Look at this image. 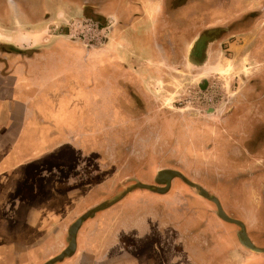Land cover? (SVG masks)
I'll return each instance as SVG.
<instances>
[{
	"label": "crops",
	"instance_id": "obj_1",
	"mask_svg": "<svg viewBox=\"0 0 264 264\" xmlns=\"http://www.w3.org/2000/svg\"><path fill=\"white\" fill-rule=\"evenodd\" d=\"M27 1L0 0V264H26L28 252L41 251L36 264L50 253L57 255L68 245V228L81 205H86L87 211L115 196L112 193L100 197L101 191L115 187L120 189L116 192H121L139 181L132 177L130 181L111 183L107 179V147L102 152L101 145L110 120L120 125L138 115L135 100L125 94L124 80L131 79L121 78L130 73L118 68L109 70L107 52L76 53L79 43L67 35L48 34L34 43L40 47L28 45L30 36L55 23V5L50 7L53 0H38L39 5L34 6ZM107 1L101 0L100 10L117 17L124 0H115V7L113 1ZM125 2L146 11L134 22L144 19L150 26L147 32L139 33L147 41V46L141 47L148 58L153 50L151 43L155 46L160 38H170L174 32L177 35L189 17L195 28L189 38L181 36L182 43L192 42L201 31V26L197 28L198 17L186 15L191 6L188 3L170 8V0H146L141 5L133 0ZM174 23L178 26L170 32ZM144 40L142 43H146ZM167 44L176 45L170 39ZM168 48L174 50L175 46ZM260 50L248 58L259 66L245 73L259 76L253 80L258 83L245 88L256 98L245 107V118L249 119L244 121L241 132L225 129L228 132L224 139L230 142L238 138L235 146L239 149L255 126L253 109L259 116L255 122L264 126V44L260 43ZM119 95L122 100L116 98ZM220 136L213 127L211 151L205 154L214 158ZM93 138L99 143V161L94 170L87 168V157L95 151ZM222 148L225 150L226 144ZM260 148H264V139ZM98 176L101 178L92 179ZM23 187L40 190L28 193L23 192ZM74 189L84 190L83 194L73 200L62 197ZM142 192L155 194L134 189L85 219L77 231L73 254L54 264H264V252L242 245L239 225L222 219L217 210L211 209L208 199L181 192L172 197L144 196ZM25 210L31 211L30 215ZM246 219L250 227L264 228V213L254 210ZM31 234L37 237L29 241ZM9 236L8 242L4 241Z\"/></svg>",
	"mask_w": 264,
	"mask_h": 264
},
{
	"label": "rangeland",
	"instance_id": "obj_2",
	"mask_svg": "<svg viewBox=\"0 0 264 264\" xmlns=\"http://www.w3.org/2000/svg\"><path fill=\"white\" fill-rule=\"evenodd\" d=\"M53 1H50V7L55 5V23L51 24L49 28L41 30L39 34L30 36L31 43L28 45L40 47V44L34 43L46 39L48 34L55 35V37L67 35L70 40L79 42L78 47L74 49L75 52L78 50L87 52L90 47L92 50L105 51L109 55L107 58L109 70L118 68L130 73L129 76L121 78L131 79L130 81L124 80L127 86L125 94L130 100H135L139 112L137 117L126 119L120 125L110 120L104 129L110 165L107 179L112 183L115 180L122 179L123 181L135 177L139 181L157 185L154 180L157 171L172 169L180 171L187 179L200 185L210 195L217 198L211 187L201 184L205 178L202 175L199 180L196 164H199L198 166H200V162H203L204 166L211 164L214 158L204 153V151H211H209V147L212 139L209 131L212 130V125H215L214 129L220 134L226 131L222 127L224 125H220L217 118L220 119V116L228 114L230 100L235 98L243 100V90L249 82L248 76L245 74L246 68L249 70V68L255 69L259 66L254 61H250L247 54L250 49L253 50L256 41L260 39L259 35L263 32L261 17L264 14H262L261 8L264 0H170L168 2L170 8L188 3V7L191 6L186 15L198 17L197 28L201 26V31L197 37L205 33L206 42H210L205 62L201 65L194 63L190 56V49L195 40L190 43H182L184 37L181 36L189 38L195 28L190 23V17L181 32L176 33L177 38L173 37L175 32L171 36L170 40H173L176 45L168 46H175V49L168 48L166 45L164 51L161 47L164 39L160 38L155 46L151 43V46L157 51V57L150 59L142 52V42L137 41V45H129L119 41L110 45V39L116 32L121 33L124 37H131L133 33L141 36L139 34L141 31L147 32L150 29V26H147V20L134 22L138 16L146 14L142 8H132L124 0L118 9L119 15L122 16L115 24L117 18L113 13L109 12L107 15V12L100 10L101 0ZM145 2L146 0H133V3H138V5ZM27 3L32 6L39 5L38 0H29ZM190 11L193 13H189ZM171 26L174 31L178 25L174 23ZM219 27L222 28L223 34L217 37V34L212 31L218 30ZM44 43L47 44V42ZM145 44L146 47L147 43ZM226 105L227 107H225ZM244 110V106L238 108L236 106L235 111L243 114ZM207 132L209 135H206ZM262 132L261 127L251 130L250 143L262 139ZM216 141H219V144L213 151L215 158L217 155L219 156L220 152H223L220 150L222 145L225 147L227 143V140L222 138ZM117 144L118 146H116ZM225 151L228 152L227 145ZM208 158L211 159L208 161L206 160ZM256 163L260 164L261 162L256 161ZM239 164L235 165L237 167L235 172L248 173L242 170L244 169L242 163L240 166ZM250 167L252 168V166H248L246 170L251 169ZM92 169L94 170V167ZM99 178L101 177L92 179ZM36 190H40V187H23V192L31 193ZM117 190L120 189L108 188L106 191H101L99 196L103 197L112 193L116 195L119 193L116 192ZM82 191L84 190L74 189L63 194L62 197L65 200H73L83 194ZM138 192L140 191L135 193ZM176 192H181L186 196L202 197L196 188L185 185L179 177L172 179L169 189L164 193L147 194V192H142L141 195L172 197L176 195ZM213 204L215 205V203ZM85 206L81 205L76 210L77 217L87 209ZM161 206L163 207V205ZM172 206L178 205L173 204ZM24 212L30 215L28 211ZM249 213L250 209L247 210L248 215ZM21 215H24L23 212ZM235 217L240 218L237 214ZM246 233L251 241L252 239L255 241V245L264 247V228L258 230L247 226ZM36 237V234H31L27 238L31 241ZM6 238L4 241L11 237ZM53 238V242H55V237ZM54 255L55 252L50 253L40 263L43 264ZM40 256L41 251L28 252L26 264H36V257L40 258ZM19 264H23V262Z\"/></svg>",
	"mask_w": 264,
	"mask_h": 264
},
{
	"label": "flooded vegetation",
	"instance_id": "obj_3",
	"mask_svg": "<svg viewBox=\"0 0 264 264\" xmlns=\"http://www.w3.org/2000/svg\"><path fill=\"white\" fill-rule=\"evenodd\" d=\"M119 2H120V0H119ZM119 2H118V5H119ZM111 3L112 2L107 3L108 6L111 5ZM112 5H113V7H115V0H113ZM261 11H262V14H264V2L262 4ZM116 18H117V20L115 21V24H117L118 19L120 20L121 15H118ZM261 18H262L261 28H262L263 32L261 35H259L260 39L258 41H256V44L254 45L255 47L253 48V50L251 51V49H250V51L248 52L247 58H249L250 53H253V54L254 53L255 54L260 53V51H261L260 50V43L264 44V16ZM172 30L173 29H171L170 32H172ZM212 32L216 33L217 37L219 35L223 34L222 28H220V27L218 28V30L215 29ZM172 34H174V33H172ZM171 36H170V38L165 36V38H166V39H164L165 42L163 41L164 44L163 43L161 44L165 48V49L163 48L164 50H166V45L168 46L167 40L171 39ZM173 37L177 38V35H174ZM111 38L112 39L109 38L111 46L115 43H118L119 41L120 42H126L129 45H131V42H132V45L136 44L137 41L143 42L142 37L138 36L136 33H133L131 35V37L130 36L124 37L121 33L116 32L114 35H112ZM193 40H195V42L192 45V48L190 50V56L192 57V60L194 61V63L201 65L205 62L210 42H206V34L205 33L199 35L198 37L196 36ZM76 42H78V40H76ZM253 42H255V41H253ZM80 44L82 45L83 43H80ZM143 44H145V43H143ZM80 48L82 49L83 47H80ZM90 48H92V47H90ZM90 48H89V50H87V52L83 51L85 55L87 53L100 54L102 52H105L102 50H100V51L92 50ZM150 51H151V56L153 54V57L150 56V59L157 57V53H156L157 51H155L154 48H153V50H150ZM79 52H81V51L78 50V52H76V53H79ZM113 56H116V55H113ZM116 57H118V56H116ZM246 69H248V68H246ZM252 69H254V68H252ZM246 71H249V70H246ZM246 76H248L249 82L247 83V86L245 85V87H244L243 100L242 101L237 100L236 98L234 100H230L229 101L230 103L228 104V108H229L228 114L226 116L225 115L220 116L221 117L220 119L217 118V120L220 122L219 124L224 125V126H222V127H224V129L229 128L231 131H240L241 132V130H243V127H244L243 125H245L244 121L249 119V118H247V119L245 118V115H246L245 110H244L243 114L235 111L236 106H237V108L240 106H244V109H245V107H248L250 105L251 101L252 102H254V100L256 101L255 93L254 92L250 93L249 91H246L245 88L248 87L250 84L258 83L257 80L256 81H253V80L258 79L259 76H256L253 74H252V76H249L246 74ZM116 98H118L119 100H122L121 95L117 96ZM225 107H227V105ZM253 111H254L256 117L252 118V121H254V123H255V126L252 130L256 129L257 127H261L263 130L262 139H264V126L260 123L255 122L258 120V117H259L257 115L258 110L253 109ZM249 115H251V113L250 114L248 113V116ZM228 120L230 121V122H228V124L223 123V122L228 121ZM252 121H250V122H252ZM212 126L215 128V125H212ZM211 132H212V130L209 131L210 135H211ZM227 132L225 131L224 133H222L220 138L224 139L227 135L226 134ZM209 134L207 132L206 135H209ZM249 134H250V132H249ZM103 135L104 136H103V140H102V144H101L102 145V152L105 151V149L108 145L107 141H105V139L107 137L105 136L104 133H103ZM249 138H250V136L248 137L247 142L243 143L244 145H242L241 149H239V148H237V146H235L238 143L237 142L238 138H236V141H235V139L231 138L230 142L227 141V143H226V145L228 146V152L225 151L224 148H222L223 150H221V148H220V150L223 152H220L218 150L220 152L219 156L217 155L216 158L214 157V159H212L211 164H208L205 166L202 165L203 162H200V166H198L199 164H196V166H197L196 170H197V173L199 176V180H200V177L202 178V175L205 178L204 179L205 181H203L201 184H203L206 187L207 186L211 187L212 191L217 195V198H218L223 210L225 211V213L228 216L235 217L236 214L238 216H243L242 218H238V219L243 220L244 224L246 225V230H247V226L249 227V221H247L248 219H246L248 217L247 210L250 209V212L256 210L257 212L264 213V148H260V141L262 140L261 138L259 140L253 141L251 143H250ZM217 143L219 144V141H217ZM91 144H92V148L95 151H91V153H90L91 155H89L87 157V161H88L87 168L88 167L89 168L95 167L96 162L99 161V156H98L99 143H98V140L93 138L91 141ZM116 146H118V144ZM220 157H221V159H220ZM223 159H225L226 163H223ZM256 161H260L261 163L257 164ZM237 163H240V164L242 163L243 168H244L242 170H244V172H248V173L241 174L239 172H235V170L237 168L235 165ZM240 164H239V166H240ZM248 166H252V168L250 167L251 169L246 170V168ZM249 172H251V173L249 174ZM131 179L132 178H129V181ZM196 197H199V196H196ZM205 201H207V200H205ZM209 203L211 205V209L216 211L217 209L215 210V205L210 201H209ZM252 241H253V243H255V241L253 239H252Z\"/></svg>",
	"mask_w": 264,
	"mask_h": 264
},
{
	"label": "water",
	"instance_id": "obj_4",
	"mask_svg": "<svg viewBox=\"0 0 264 264\" xmlns=\"http://www.w3.org/2000/svg\"><path fill=\"white\" fill-rule=\"evenodd\" d=\"M175 177L181 178L183 182L185 183V185L193 186L194 188L198 190V193L200 196L207 198L208 200H211L213 203H215L217 214L222 219L239 225L241 230L238 233V237L242 245H244L245 247L255 252H264V247H258L251 241V239L246 233V228H245L244 223L240 220H237V219H234L228 216L223 210L219 200L216 197L210 195L200 185L187 179L180 171L172 170V169H161L157 171L155 179H154L157 185L145 183L142 181H135V183L126 186L123 189V191L119 192L115 196L100 202L98 205L88 209L87 211L82 213L80 216H78L68 228V236H67L68 245L61 252L49 258L43 264H54L55 262L61 261L63 258L72 255L76 247V234H77L79 227L81 226V223L85 219L92 217L95 212L109 207L110 205L114 204L115 202L120 200L124 195L128 194L130 191L134 189H147L152 192L164 193L167 189H169L171 185V181Z\"/></svg>",
	"mask_w": 264,
	"mask_h": 264
}]
</instances>
